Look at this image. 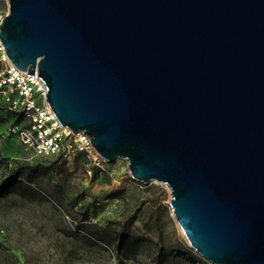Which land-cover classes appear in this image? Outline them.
<instances>
[{
    "label": "water",
    "instance_id": "95a60500",
    "mask_svg": "<svg viewBox=\"0 0 264 264\" xmlns=\"http://www.w3.org/2000/svg\"><path fill=\"white\" fill-rule=\"evenodd\" d=\"M0 39L62 126L164 182L213 264H264V0H8Z\"/></svg>",
    "mask_w": 264,
    "mask_h": 264
},
{
    "label": "rangeland",
    "instance_id": "374dc122",
    "mask_svg": "<svg viewBox=\"0 0 264 264\" xmlns=\"http://www.w3.org/2000/svg\"><path fill=\"white\" fill-rule=\"evenodd\" d=\"M8 11V0H0V15ZM16 123L10 109H0V184H10L0 193V264H116L120 222L135 211L125 264H213L184 235L166 183L135 180L122 158L94 166L74 152L37 156L11 130ZM37 161L50 172L34 183L24 176L7 181V165Z\"/></svg>",
    "mask_w": 264,
    "mask_h": 264
},
{
    "label": "built area",
    "instance_id": "2783aa9c",
    "mask_svg": "<svg viewBox=\"0 0 264 264\" xmlns=\"http://www.w3.org/2000/svg\"><path fill=\"white\" fill-rule=\"evenodd\" d=\"M4 16L0 15V24ZM0 39V98L20 120L11 130L37 156L68 157L82 153L94 166L105 162L93 147L91 137L83 131L73 132L62 126L50 107L46 86L38 71L28 74L15 66Z\"/></svg>",
    "mask_w": 264,
    "mask_h": 264
},
{
    "label": "trees",
    "instance_id": "16d2710c",
    "mask_svg": "<svg viewBox=\"0 0 264 264\" xmlns=\"http://www.w3.org/2000/svg\"><path fill=\"white\" fill-rule=\"evenodd\" d=\"M0 101V109L4 108L5 106L9 109V106L6 102H4L1 98ZM14 115V113H13ZM15 116V115H14ZM17 122L20 120V115L15 116ZM82 154V153H80ZM84 155V154H82ZM61 157V156H57ZM52 167L47 165L43 161H37L36 163H17L15 166L7 165V181H11V179L15 177L24 176L27 181L34 183L37 179L39 174H47L50 172ZM10 188V184L8 182H2L0 184V193L6 192ZM137 221L136 211L128 215L123 221L120 222V229L117 231L116 235V244H117V251H118V260L116 264H125L123 258L121 257V253L130 245L133 241L132 235L128 233L127 226L133 225ZM144 227L146 231L152 232L154 230V226L150 225L149 223L145 222ZM4 245L0 242V247Z\"/></svg>",
    "mask_w": 264,
    "mask_h": 264
}]
</instances>
